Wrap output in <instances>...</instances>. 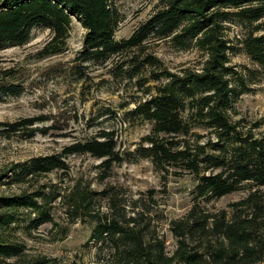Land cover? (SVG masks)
I'll list each match as a JSON object with an SVG mask.
<instances>
[{
	"label": "trees",
	"instance_id": "1",
	"mask_svg": "<svg viewBox=\"0 0 264 264\" xmlns=\"http://www.w3.org/2000/svg\"><path fill=\"white\" fill-rule=\"evenodd\" d=\"M86 28L79 57L107 60L120 55L115 75L134 84L145 97L125 112L127 119L152 122L151 131L135 148L158 170L171 167L192 174L197 183L187 214L170 221L176 247L169 253L160 234L155 190L146 198H129L108 186L94 190L77 182L63 188L41 182L56 171H67V158L90 154L103 159L106 170L126 159L113 130L77 140L61 154L40 155L0 169V264H18L27 247L18 231L54 221L55 204L65 208L71 223H94L90 236L98 258L114 264H264V132L260 122L238 117L236 102L264 77V0H160L157 9L126 38L117 39L122 14L116 0H0V45H24L36 27L49 28L51 39L40 57L61 53L73 19ZM233 27L240 32L233 33ZM170 40L183 50H197L196 66L179 71L167 67L153 50ZM246 54L254 67L238 68L231 55ZM14 67L0 70V93L19 95ZM153 82V84H149ZM44 116L0 121V137L47 134L36 126ZM133 156L134 152H129ZM22 187L5 193L1 187ZM250 188L230 211L202 205ZM106 201L107 209L104 210ZM158 219V220H157ZM32 264H53L39 257ZM73 264H78L74 262Z\"/></svg>",
	"mask_w": 264,
	"mask_h": 264
},
{
	"label": "rangeland",
	"instance_id": "2",
	"mask_svg": "<svg viewBox=\"0 0 264 264\" xmlns=\"http://www.w3.org/2000/svg\"><path fill=\"white\" fill-rule=\"evenodd\" d=\"M160 0H116L122 21L115 32L117 39L126 38L158 7ZM233 27V33L240 32ZM86 28L73 19L70 37L61 53L40 57L39 51L51 39L49 28L36 27L24 45H0V70L14 67L18 75L12 82L24 86L19 95L0 93V121H16L26 117L44 116L36 126H50L47 134L37 133L27 138L25 133L6 139L0 137V169L12 163L40 155L61 154L65 146L95 136L100 130H113L118 149L127 154L121 163L106 170L103 159L90 154H73L67 158L69 169L42 177L41 182H53L70 188L77 182L94 190L114 186L129 198H146L155 190L159 208L160 234L172 253L176 240L170 221L183 218L193 204L192 190L197 181L187 171L171 167L169 173L158 170L150 158L135 154V148L152 129V122L127 119L125 112L135 106V100L145 97L134 84L115 75L116 63L123 60L113 55L107 60L83 61L79 57ZM153 50L173 71L196 66L201 60L197 50L179 49L170 40L154 44ZM232 62L242 68L254 67L250 58L240 52L231 55ZM149 84H153L150 82ZM238 117L260 122L258 132H264V77L253 89L236 102ZM129 152H134L133 156ZM264 189V187H262ZM22 187L4 185L5 193L19 192ZM250 188L227 194L202 205L211 211L231 210L230 204L249 193ZM103 209L106 210V201ZM54 221L33 229L32 235L18 231V240L26 247V255L18 264H32L39 257H48L53 264H114L108 258H98V246L90 241L94 223L77 220L71 223L62 204L53 209ZM181 264V263H178Z\"/></svg>",
	"mask_w": 264,
	"mask_h": 264
}]
</instances>
